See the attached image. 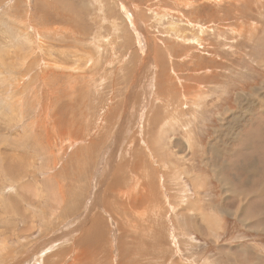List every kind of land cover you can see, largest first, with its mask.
I'll use <instances>...</instances> for the list:
<instances>
[{
	"label": "rangeland",
	"instance_id": "374dc122",
	"mask_svg": "<svg viewBox=\"0 0 264 264\" xmlns=\"http://www.w3.org/2000/svg\"><path fill=\"white\" fill-rule=\"evenodd\" d=\"M235 263L264 264V0H0V264Z\"/></svg>",
	"mask_w": 264,
	"mask_h": 264
},
{
	"label": "bare ground",
	"instance_id": "6f19581e",
	"mask_svg": "<svg viewBox=\"0 0 264 264\" xmlns=\"http://www.w3.org/2000/svg\"><path fill=\"white\" fill-rule=\"evenodd\" d=\"M133 24V23H132ZM251 104V103H250ZM252 168V167H251ZM236 264V263H235Z\"/></svg>",
	"mask_w": 264,
	"mask_h": 264
}]
</instances>
